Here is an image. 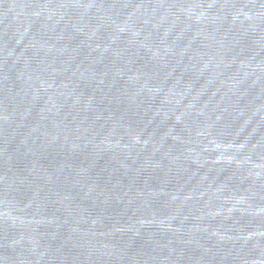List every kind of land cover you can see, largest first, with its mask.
<instances>
[{"label": "water", "instance_id": "obj_1", "mask_svg": "<svg viewBox=\"0 0 264 264\" xmlns=\"http://www.w3.org/2000/svg\"><path fill=\"white\" fill-rule=\"evenodd\" d=\"M0 264H264V0H0Z\"/></svg>", "mask_w": 264, "mask_h": 264}]
</instances>
